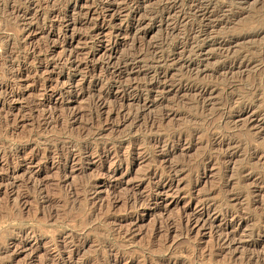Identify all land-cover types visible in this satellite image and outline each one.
<instances>
[{"label": "rangeland", "instance_id": "1", "mask_svg": "<svg viewBox=\"0 0 264 264\" xmlns=\"http://www.w3.org/2000/svg\"><path fill=\"white\" fill-rule=\"evenodd\" d=\"M194 1L0 0V264H264V0Z\"/></svg>", "mask_w": 264, "mask_h": 264}, {"label": "bare ground", "instance_id": "2", "mask_svg": "<svg viewBox=\"0 0 264 264\" xmlns=\"http://www.w3.org/2000/svg\"><path fill=\"white\" fill-rule=\"evenodd\" d=\"M168 1V0H167ZM203 0H195L194 1V3H195V7L196 8H202L204 11H206L207 13H209V14H213V16H214V18L215 17H218L219 16V14H221L223 11H224V8L227 6V4H228V0H225L224 2H223V4H221L220 6H216V7H211V6H209V5H205V6H202V2ZM204 2V1H203ZM227 3V4H226ZM170 11V10H169ZM168 16V15H167ZM220 17V16H219ZM205 18V17H204ZM256 34V33H255ZM258 34V33H257ZM187 44V43H186ZM199 45V44H198ZM201 45V44H200ZM186 46V45H185ZM192 46V45H191ZM190 46V47H191ZM197 46V45H196ZM195 46V47H196ZM202 47V46H201ZM200 48V47H199ZM203 48V47H202ZM202 48H200V51H201V49ZM197 49H198V47H197ZM186 51V50H185ZM194 54L195 53V51H194V49H192L191 51L189 50V54ZM196 54V53H195ZM199 54V53H198ZM138 58L136 57V56H132V57H130L129 59H126L124 62H122V64L124 65V66H126V68L129 66V64H130V62H134V61H136ZM239 59V58H238ZM122 64H118L116 67L117 68H121V66H122ZM123 66V67H124Z\"/></svg>", "mask_w": 264, "mask_h": 264}]
</instances>
